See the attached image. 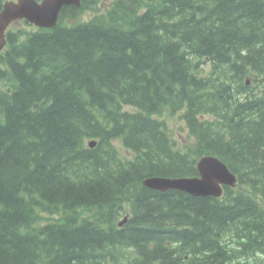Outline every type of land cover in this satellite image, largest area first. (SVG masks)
Instances as JSON below:
<instances>
[{"label":"trees","instance_id":"trees-1","mask_svg":"<svg viewBox=\"0 0 264 264\" xmlns=\"http://www.w3.org/2000/svg\"><path fill=\"white\" fill-rule=\"evenodd\" d=\"M80 1L0 53V264H264V0ZM204 155L236 188L143 184Z\"/></svg>","mask_w":264,"mask_h":264},{"label":"water","instance_id":"water-1","mask_svg":"<svg viewBox=\"0 0 264 264\" xmlns=\"http://www.w3.org/2000/svg\"><path fill=\"white\" fill-rule=\"evenodd\" d=\"M79 6V0H16L4 3L0 11V49L3 47L4 31L13 21L26 20L40 28H53L64 6ZM92 147L94 142L89 143ZM198 177L166 179L160 177L149 178L144 181L148 188L166 191L179 190L192 196L221 195L220 185L233 186L235 177L227 167L217 158L206 156L197 164ZM124 222V221H123ZM123 222H120L121 225Z\"/></svg>","mask_w":264,"mask_h":264},{"label":"rangeland","instance_id":"rangeland-1","mask_svg":"<svg viewBox=\"0 0 264 264\" xmlns=\"http://www.w3.org/2000/svg\"><path fill=\"white\" fill-rule=\"evenodd\" d=\"M104 2H105V0H104ZM104 7H105V5H103V3H99L97 9H98V11H102L104 9ZM90 14H91V12H89L88 16ZM0 85H1V83H0ZM162 118L166 121L171 132L173 133L174 139H175L178 147H181L182 144L185 142V139L188 136L186 125H185V122L183 121V119L181 118V114H172V115H166L165 114Z\"/></svg>","mask_w":264,"mask_h":264},{"label":"flooded vegetation","instance_id":"flooded-vegetation-1","mask_svg":"<svg viewBox=\"0 0 264 264\" xmlns=\"http://www.w3.org/2000/svg\"><path fill=\"white\" fill-rule=\"evenodd\" d=\"M5 0H0V8L2 7V4ZM9 27V26H8Z\"/></svg>","mask_w":264,"mask_h":264},{"label":"bare ground","instance_id":"bare-ground-1","mask_svg":"<svg viewBox=\"0 0 264 264\" xmlns=\"http://www.w3.org/2000/svg\"><path fill=\"white\" fill-rule=\"evenodd\" d=\"M107 114V113H106Z\"/></svg>","mask_w":264,"mask_h":264}]
</instances>
